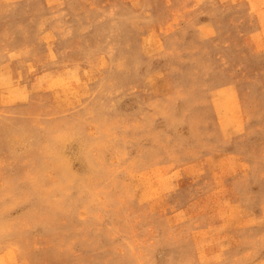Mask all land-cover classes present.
<instances>
[{
    "label": "rangeland",
    "instance_id": "374dc122",
    "mask_svg": "<svg viewBox=\"0 0 264 264\" xmlns=\"http://www.w3.org/2000/svg\"><path fill=\"white\" fill-rule=\"evenodd\" d=\"M0 264H264V0H0Z\"/></svg>",
    "mask_w": 264,
    "mask_h": 264
}]
</instances>
